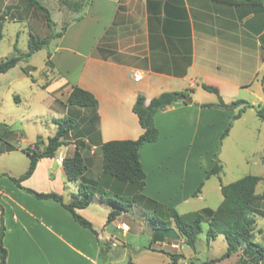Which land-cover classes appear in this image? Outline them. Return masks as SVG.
<instances>
[{
    "label": "crops",
    "instance_id": "crops-1",
    "mask_svg": "<svg viewBox=\"0 0 264 264\" xmlns=\"http://www.w3.org/2000/svg\"><path fill=\"white\" fill-rule=\"evenodd\" d=\"M85 2L76 8L77 14L63 35L50 43L51 66L47 73H58L45 83L55 95L53 102L63 107L62 118L75 120L76 129L69 133V143L63 144L56 156L38 161L34 173L22 185L39 192L59 193L69 203L81 181L70 180L63 163L57 160L79 152L87 166L88 180L98 181V193L94 202L76 211L93 223L98 234L80 225L61 202L40 199L19 188L11 176L24 173L30 158L24 172L16 170L10 156L23 147L15 145L17 149L8 150L10 142L0 137V206L6 224L8 264H99L100 243L112 241L115 245L117 240L128 246L130 235L139 233L134 229L133 218H128L136 209V202L108 223L112 207L107 199L113 195L123 198L133 192V187L103 174L100 150L104 142L137 139L143 134L144 128L133 110L139 93L149 103L165 91L190 90L193 101H177L156 114L161 135L140 150L147 177L143 189L136 192L144 197L137 200L150 198L167 209L198 196L213 176L206 178L214 164V143L239 110L202 106L218 102L202 84L219 87L222 98L230 102L226 92L241 87L239 72L245 57L257 49L264 60V6L260 4L217 0ZM13 7L26 11L23 6ZM34 12L35 9L31 15ZM251 37L256 47L250 45ZM136 73H142V78L136 79ZM74 86L91 91L98 99L97 107L69 104L67 98ZM15 96L20 100L18 93ZM1 100L3 97L0 109ZM47 143L42 142L41 146ZM202 181L204 184L196 193ZM70 183L77 189L71 190ZM143 214L146 217V211ZM153 235L152 226L151 240ZM178 240L186 243L183 237ZM166 242L167 238L145 247L163 252ZM172 245L177 244H171L175 248ZM176 247L179 249V245ZM70 255L72 262L68 260ZM216 264H223V260Z\"/></svg>",
    "mask_w": 264,
    "mask_h": 264
},
{
    "label": "rangeland",
    "instance_id": "rangeland-1",
    "mask_svg": "<svg viewBox=\"0 0 264 264\" xmlns=\"http://www.w3.org/2000/svg\"><path fill=\"white\" fill-rule=\"evenodd\" d=\"M39 1L50 9L53 20L59 21L60 24H56L54 21L56 32L66 28L71 18L76 16V8L81 6V3L86 1V4L88 2V0H59V3L57 0ZM6 5L23 6L26 11L25 13L23 11L19 12L13 6L11 10H8ZM33 10L34 8L28 0H0V14L6 15L4 35L0 43V60L17 53L15 44L19 49V53L27 52L31 33L38 38H44L50 34V28L47 25L44 13L35 10L34 14L31 15ZM28 12H31L29 16H25ZM19 13L21 14L20 18ZM262 22L264 23V18ZM245 26L248 27L247 24ZM252 38L250 42L253 45L251 43L250 45L256 47ZM51 51L52 45L49 44L35 52L28 61L22 60L7 73H0V94H2L0 98L3 97L0 109V137L2 140L27 148L31 143L35 145L37 141L47 142L49 137L56 133L57 124L55 119L63 117L61 111L63 107L61 104L53 102V96L55 95L45 86L48 79H52L58 73L57 70L51 74L47 73L51 66L50 62H47ZM24 68H33L31 71L32 76L27 74ZM239 73L242 85L236 91L226 92L230 98L229 101L244 99L255 105H264V82L262 81L264 60L257 49L254 53H250V56L245 57L243 68ZM16 93L19 94L20 100L16 99ZM208 94L212 96L211 98L215 102L219 101L215 93L209 92ZM233 123L229 135L222 140L221 145L219 142L220 136L214 143V151H218V157L223 165L222 172L220 175H213L208 179L198 196H191L189 201L182 202L176 207L181 214L200 211L204 207L216 208L223 199L219 188L220 183L227 184L247 174H256L263 177V180L257 186V193L261 194L263 198L258 200L257 204L261 209H264V120L257 115L256 107H250L246 109L240 118L233 120ZM10 157L14 161L16 170H20V172L26 170L29 157L25 152L19 150L12 153ZM122 183L130 185L126 182ZM70 185L71 190L77 189L74 183H70ZM111 197L126 201V198L119 195ZM129 198L132 202L134 201L133 198ZM134 202H136V209L130 212L128 218H133L134 229H138L139 233L134 232L130 235L128 246L115 240L114 250L102 254L100 258L98 257L99 264H129L130 257L137 264H164L170 261L169 250L184 254L178 264H216L222 260L223 264H255L253 258L244 249L224 257L223 255L228 246L227 241L223 234L208 239L205 231L208 225L206 221L203 223L205 230L200 233L195 246L187 243L182 244L176 237H168L166 244L163 245L166 251L146 250L145 246L150 245L152 242V224L143 212L146 211V213L156 215L172 226L174 222L165 207H159L155 203L146 200L139 201L136 199ZM256 219L254 239L263 243L264 216L257 213ZM173 242L179 245V249L176 247L177 245H172L175 248H171ZM156 247L160 246L157 245ZM68 260L73 261L71 255Z\"/></svg>",
    "mask_w": 264,
    "mask_h": 264
},
{
    "label": "trees",
    "instance_id": "trees-1",
    "mask_svg": "<svg viewBox=\"0 0 264 264\" xmlns=\"http://www.w3.org/2000/svg\"><path fill=\"white\" fill-rule=\"evenodd\" d=\"M220 2H226L230 4H260L264 6V0H217ZM35 10H39L44 13L47 20V25L50 28V34L44 38H38L33 33L29 38V49L27 52L19 53V49L15 44L16 54L6 57L0 60V73L8 72L15 67L20 61H28L32 55L38 50L43 49L49 45L54 38L61 37L65 28L56 32L55 22L52 18V13L49 8L41 4L39 0H28ZM12 6H8V10H11ZM6 21V15H0V43L4 35V26ZM262 48L264 49V34L261 37ZM51 52H49V57ZM49 62V60H48ZM24 71L30 76V69L24 68ZM264 82V73L262 77ZM203 88L215 93L219 101L217 103H204L202 106H215L223 109H236L239 108L237 114L233 120L240 118L247 108L256 107L257 115L264 120V105H255L244 99H238L231 102H226L221 95L219 87L211 84H202ZM182 95H190V90L185 91H165L160 95L153 97L149 103H147L146 96L142 93L138 94L137 100L134 104L133 110L138 115L140 124L144 128L143 134L137 139H116L104 142L100 146V150L103 156V174L114 178L119 183L126 182L133 187V192L126 194V201L121 199H114L109 197L108 204L112 207L109 216L108 223L117 218V216L123 211H129L134 201L137 198H143L144 196L136 193L143 189L146 184V171L143 168L140 150L146 142L157 141L160 138L161 132L156 124L155 116L158 112L165 109L167 106L177 102L184 101L181 99ZM67 102L71 105H77L81 107H97L98 99L89 90H86L79 86H74L71 90ZM186 102V101H184ZM233 120L229 122L228 126L222 132L219 138L220 145L222 140L226 138L233 126ZM55 122L58 124L57 132L49 137L48 143L45 146H41L43 140L35 142L34 147L23 148L29 158L30 163L27 170L18 177L11 176L14 183L22 190L34 195L40 199L52 198L63 204L73 215L74 219L82 226L89 228L95 234L98 231L94 228L93 223L79 214L76 208L86 207L96 200L98 193V181L88 180L85 172L87 166L84 158L79 152H76L72 157H65L63 165L65 171L70 180H80L81 186L79 191L72 195V199L69 203H65L63 196L56 192H39L35 189L22 185V181L29 178L35 171L38 161L43 157H54L58 149L66 143V139L71 131L76 129V121L72 118H56ZM8 150L17 149V146L8 144ZM40 149V150H39ZM214 164L212 168L207 172L206 178H210L212 175H220L223 170V165L218 157V151L213 155ZM263 180L261 175L247 174L237 180L229 182L227 184L221 183V192L223 199L216 208L204 207L200 211H193L187 214H181L175 207H167V211L174 222V226L170 225L167 221L162 220L156 215L146 213L147 219L150 221L154 228V235L152 242L164 241L168 237H183L185 242L191 246H195L199 240V235L203 232V223H208L206 228V234L208 239L216 238L219 234H223L227 241V250L224 257L230 256L240 249H244L248 255L253 258L255 264L264 263V242H258L254 239V231L257 225L256 214L261 213L264 216V209H261L257 202L262 197L257 193V186ZM124 184V183H123ZM204 184L201 182L196 193L199 192ZM133 198L132 202L130 198ZM136 198V199H135ZM149 201L155 203L159 207H163L157 201L150 199ZM0 264H8V250L4 245V237L6 234V224L4 220V210L0 206ZM101 251L99 258L102 254L114 250L113 242L107 241L100 243ZM151 249L152 247H145ZM170 261L164 264H178L179 260L184 256L182 253L174 252L168 253ZM129 264H137L132 257L128 260Z\"/></svg>",
    "mask_w": 264,
    "mask_h": 264
},
{
    "label": "built area",
    "instance_id": "built-area-1",
    "mask_svg": "<svg viewBox=\"0 0 264 264\" xmlns=\"http://www.w3.org/2000/svg\"><path fill=\"white\" fill-rule=\"evenodd\" d=\"M142 76H143L142 73H136L135 78L136 79H141ZM57 161H58L59 164H62L63 161H64V158L63 157H59V159Z\"/></svg>",
    "mask_w": 264,
    "mask_h": 264
},
{
    "label": "water",
    "instance_id": "water-1",
    "mask_svg": "<svg viewBox=\"0 0 264 264\" xmlns=\"http://www.w3.org/2000/svg\"><path fill=\"white\" fill-rule=\"evenodd\" d=\"M181 99L186 101V102H189V103H191L193 101V99L190 95H182Z\"/></svg>",
    "mask_w": 264,
    "mask_h": 264
}]
</instances>
